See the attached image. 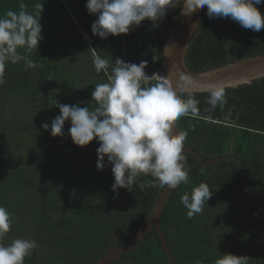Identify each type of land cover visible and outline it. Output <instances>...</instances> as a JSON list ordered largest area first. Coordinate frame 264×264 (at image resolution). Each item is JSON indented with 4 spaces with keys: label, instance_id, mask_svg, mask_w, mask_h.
I'll return each instance as SVG.
<instances>
[{
    "label": "trees",
    "instance_id": "obj_1",
    "mask_svg": "<svg viewBox=\"0 0 264 264\" xmlns=\"http://www.w3.org/2000/svg\"><path fill=\"white\" fill-rule=\"evenodd\" d=\"M22 3L29 12L43 3V39L31 54L42 67L26 71L23 62L10 64L0 87V206L14 218L4 243L34 239L39 247L25 264H97L131 243L163 189L136 186L117 196L107 158L104 170H97L98 142L76 146L68 122L62 138L51 135L52 119L60 114L53 101L89 104L95 85L107 82V74L96 72L90 48L109 61H147L151 76L162 68L163 48L180 9L169 10L158 27L145 20L127 35L102 40L91 31L96 16L89 15L87 0H0V15L19 11ZM256 7L264 16V3ZM206 13L205 6L186 54L191 72L264 55V28L255 32ZM225 91L227 103L212 112L208 93L193 94L198 115L179 121V131L188 133L186 148L200 159L186 154L191 183L169 194L159 218L175 264H215L220 254L264 264V78ZM140 179L147 183L150 177ZM202 182L212 198L188 219L180 198ZM106 264L170 262L152 229Z\"/></svg>",
    "mask_w": 264,
    "mask_h": 264
},
{
    "label": "clouds",
    "instance_id": "obj_2",
    "mask_svg": "<svg viewBox=\"0 0 264 264\" xmlns=\"http://www.w3.org/2000/svg\"><path fill=\"white\" fill-rule=\"evenodd\" d=\"M261 3L264 0H87L86 8L89 15L96 16L91 25L93 35L105 40L127 35L145 20L153 28L158 27L169 10L179 8L182 15L191 17L205 6L209 19L230 18L245 29L259 32L264 28V16L256 5ZM34 9L29 12L22 3L19 11L8 10L0 15V87L7 83L6 68L10 64L23 62L26 71L42 67L31 59V54L37 52L43 39V3H36ZM194 25L196 28L198 24ZM90 49L96 72L103 71L108 80L95 85L89 104L68 105L54 100L60 114L52 119L51 135L62 138L68 122L69 135L76 146L84 148L94 140L98 142L97 170H104L107 158L114 176L112 191L117 196L120 189L132 191L136 186L175 190L182 184L190 185V166L184 152L188 133L178 129L182 117L199 113V101L187 91L191 78L181 75L174 86L163 67L158 69L163 75L149 76L145 72L147 61L138 65L120 58L109 61ZM169 50L170 47L163 49L165 56ZM206 103L209 112L223 108L227 103L225 89L211 87ZM42 128L48 131L49 124L44 123ZM200 174H204L203 168ZM141 177L150 180L145 183ZM212 195L203 182L185 191L180 202L187 210V218L201 214ZM13 223L12 214L0 206V264H25L39 247L31 238H15L5 244ZM248 259L220 254L215 264H248Z\"/></svg>",
    "mask_w": 264,
    "mask_h": 264
},
{
    "label": "water",
    "instance_id": "obj_3",
    "mask_svg": "<svg viewBox=\"0 0 264 264\" xmlns=\"http://www.w3.org/2000/svg\"><path fill=\"white\" fill-rule=\"evenodd\" d=\"M203 10L204 8L197 11L191 17L182 15L180 10L176 22L171 29L168 40L164 45V48L170 47V50L167 56H165L163 51L162 67L166 72V76L171 79L172 84L175 86L181 75H187L192 81L191 84L187 86V91L192 94H201L208 93V90L213 86H220L224 89H236L243 85H251L254 81L263 79L264 55L244 59L242 61L206 72L195 73L191 72L187 68L186 54L198 28ZM194 24H198L196 28ZM171 73H173L172 77ZM175 131L176 130L174 128V132ZM184 152L186 154L195 155L196 158L200 159V156L193 150L187 149L186 145ZM213 162H216V160L212 161V163ZM172 191L173 190L169 189L162 190L160 197L153 208L150 219L144 225V227L133 236L129 245L116 251L111 250L109 255L101 259L97 264L109 263L117 256L132 250L137 245L141 237L152 229H154L158 235L170 264H175L171 257L170 249L159 226L160 214L167 198L169 197V194Z\"/></svg>",
    "mask_w": 264,
    "mask_h": 264
},
{
    "label": "built area",
    "instance_id": "obj_4",
    "mask_svg": "<svg viewBox=\"0 0 264 264\" xmlns=\"http://www.w3.org/2000/svg\"><path fill=\"white\" fill-rule=\"evenodd\" d=\"M159 74V75H163V73L160 71V70H155V71H153V73L152 74Z\"/></svg>",
    "mask_w": 264,
    "mask_h": 264
}]
</instances>
